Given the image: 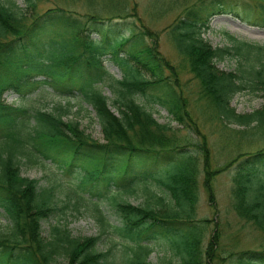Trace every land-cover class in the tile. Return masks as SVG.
Instances as JSON below:
<instances>
[{
	"label": "trees",
	"instance_id": "1",
	"mask_svg": "<svg viewBox=\"0 0 264 264\" xmlns=\"http://www.w3.org/2000/svg\"><path fill=\"white\" fill-rule=\"evenodd\" d=\"M23 1V11L0 3V209L7 221L0 233V264H150V245L157 241L166 242L180 264H264V247L226 252L225 237L207 233L211 220L197 219L200 179L208 205L216 210L215 179L233 168L231 208L239 222L264 238V144L255 151L240 148L264 141V105L238 113L230 104L247 88L264 97V45L225 33L230 45L214 47L203 37L215 14L264 27V0H195L190 6V0H182L184 16L168 31L181 67L160 52L158 33L142 23L135 6L127 9L125 3L103 17L94 0H84L90 8L85 12H73L64 2L39 11L38 0ZM105 55L123 70L122 79L114 81L119 115L102 90L112 81ZM233 55L242 58L235 71L217 66ZM182 71L192 74L194 88L191 79L181 80ZM39 85L90 105L103 142L92 139L78 121H65L67 107L47 111L1 99L7 90L24 98ZM137 96L165 109L170 121L159 123ZM172 121L181 127L173 128ZM208 122L218 141L236 147L223 165L215 164L209 134L201 130ZM181 130L185 135L178 134ZM32 153L66 174L79 170L78 188L108 200L119 220L113 230L123 244L120 256L113 249L100 251L99 237L73 238L59 224L43 236L42 222L68 204L59 206L54 187H38L36 180L21 176L17 156ZM138 184L167 193L176 211L159 213L148 201L133 206L117 198L134 193ZM95 211L103 228L101 212Z\"/></svg>",
	"mask_w": 264,
	"mask_h": 264
},
{
	"label": "rangeland",
	"instance_id": "2",
	"mask_svg": "<svg viewBox=\"0 0 264 264\" xmlns=\"http://www.w3.org/2000/svg\"><path fill=\"white\" fill-rule=\"evenodd\" d=\"M63 2L73 12H85L90 9L87 7L89 4L84 0H38L37 9L39 11L45 10L54 7L56 4L63 5ZM97 2L100 5V16L103 17L113 14L125 3L127 9L135 6L137 15L142 23L158 33L157 43L160 52L178 67L183 65L181 56L178 55L168 32L170 30L169 27L176 22L177 18L184 16L185 6L180 5L182 0H94V5ZM194 2L195 0H190L187 5L190 6ZM0 3L15 11H23L26 9L23 0H0ZM225 33L242 41L264 45V27L249 25L229 14H215L211 16L209 29L203 34V37L212 46L223 47L230 45V41ZM90 38L97 39L98 37L96 34H92ZM103 59L104 66L112 81H109V78L102 85V90L108 97L107 103L109 108L115 114L119 115V103L116 102V99H120V94L115 89L119 86L114 84V81L122 79L123 70L110 59L109 55L103 56ZM240 61H242L240 56H227L219 60L217 66L225 71H235ZM179 77L181 80L191 79L190 85L191 88H194L195 83L192 80V74L182 71L179 73ZM110 82L113 83V89L109 84ZM1 99L6 103L40 107L47 111H51L56 106L67 107L68 112L63 116L65 121H78L80 127L92 139L103 142L101 128L96 120L93 108L83 102L79 97L71 99L63 98L51 88L45 85H39L24 98L18 97L11 90H7L2 94ZM135 99L147 111L151 112L159 123H168L170 121L165 109L148 102L144 97L137 96ZM230 104L238 113H250L264 105V97L260 90L247 88L237 93L232 98ZM200 119L203 120L202 117ZM170 125L173 128L181 127L173 121ZM214 127V124L208 122L204 127H201V130L209 134L207 137L210 142V152L213 155L215 164L223 165L224 162L234 156L236 147L231 145L226 146L218 141L217 135L212 133ZM179 133L181 136L185 135V130H181ZM263 144L264 141H257L253 144L241 143L240 148L255 151L262 147ZM97 155L101 156L104 153L99 152ZM17 159L20 161V173L22 177L36 180L38 187H54L56 201L59 206L68 204V208L63 213H57L55 216L42 222L41 231L44 237H48L51 226L59 224L60 226H65L73 238L99 237L98 249L100 251L113 249L116 255L120 256L123 250V244L118 240L113 230V227L119 225V220L110 207L108 200L91 198L78 188L79 170H74L71 174H66L56 164H52L49 160H44L35 153L18 155ZM233 174V168H230L218 175L215 179L216 210L208 205L206 195L201 186L202 179H200V200L197 209V219L211 220L207 233L215 230L219 235H223L227 240L226 244L228 248L226 252L264 247V238L239 222L231 208L229 188ZM133 189L134 193H119L117 198L133 206L143 205L148 201L151 207L159 213L176 211L170 196L158 189L155 185L147 184L144 186L138 184L133 186ZM96 209L100 210L104 219L103 228H100V225L96 222L99 219V213L95 211ZM6 228L7 221L5 220L3 211L0 209V233L6 231ZM150 248L152 251L147 259L150 264H180L178 258L173 255L166 242L157 241L152 243ZM57 264L66 263L63 260H59ZM118 264H121V262L118 261ZM222 264L228 263L224 260Z\"/></svg>",
	"mask_w": 264,
	"mask_h": 264
}]
</instances>
